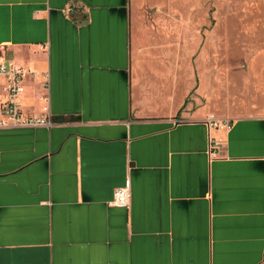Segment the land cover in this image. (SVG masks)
Returning a JSON list of instances; mask_svg holds the SVG:
<instances>
[{
    "label": "crops",
    "instance_id": "obj_1",
    "mask_svg": "<svg viewBox=\"0 0 264 264\" xmlns=\"http://www.w3.org/2000/svg\"><path fill=\"white\" fill-rule=\"evenodd\" d=\"M131 53L130 0H0V61L54 122L0 129V264H264V113L209 130Z\"/></svg>",
    "mask_w": 264,
    "mask_h": 264
},
{
    "label": "rangeland",
    "instance_id": "obj_2",
    "mask_svg": "<svg viewBox=\"0 0 264 264\" xmlns=\"http://www.w3.org/2000/svg\"><path fill=\"white\" fill-rule=\"evenodd\" d=\"M132 72L161 106L264 113V0H130Z\"/></svg>",
    "mask_w": 264,
    "mask_h": 264
},
{
    "label": "built area",
    "instance_id": "obj_3",
    "mask_svg": "<svg viewBox=\"0 0 264 264\" xmlns=\"http://www.w3.org/2000/svg\"><path fill=\"white\" fill-rule=\"evenodd\" d=\"M32 71L14 63L11 60L0 61V129L13 127L51 126L54 122L50 117L47 97H42L39 114L26 113L19 102L26 89V79ZM46 86V85H45ZM209 130L225 129L230 125L226 119L209 116L206 118ZM221 141L219 136H209L210 146ZM130 186L127 181L123 186L113 191L112 204L128 207L130 202Z\"/></svg>",
    "mask_w": 264,
    "mask_h": 264
}]
</instances>
